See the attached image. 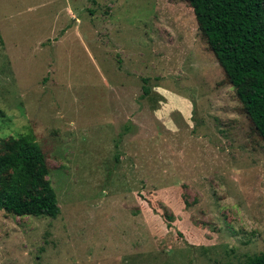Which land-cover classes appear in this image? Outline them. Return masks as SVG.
<instances>
[{
	"label": "rangeland",
	"instance_id": "rangeland-1",
	"mask_svg": "<svg viewBox=\"0 0 264 264\" xmlns=\"http://www.w3.org/2000/svg\"><path fill=\"white\" fill-rule=\"evenodd\" d=\"M28 130L61 211L0 209V264L264 252V140L189 2L0 0V147Z\"/></svg>",
	"mask_w": 264,
	"mask_h": 264
},
{
	"label": "trees",
	"instance_id": "trees-1",
	"mask_svg": "<svg viewBox=\"0 0 264 264\" xmlns=\"http://www.w3.org/2000/svg\"><path fill=\"white\" fill-rule=\"evenodd\" d=\"M179 1L193 8L199 30L264 140V0ZM143 89L145 96L150 94L147 85ZM49 173L33 130L2 140L0 209L18 216L57 217L61 209ZM243 264H264V252Z\"/></svg>",
	"mask_w": 264,
	"mask_h": 264
}]
</instances>
